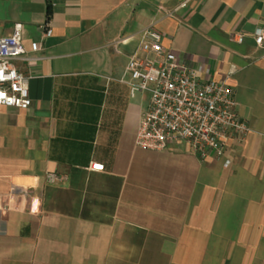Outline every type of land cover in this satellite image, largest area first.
<instances>
[{
	"label": "crops",
	"instance_id": "1",
	"mask_svg": "<svg viewBox=\"0 0 264 264\" xmlns=\"http://www.w3.org/2000/svg\"><path fill=\"white\" fill-rule=\"evenodd\" d=\"M52 1L48 19L46 0H0V37L23 24L32 99L0 107V174L68 175L41 215L0 212V264H264V0ZM148 28L181 63L230 77L246 141L205 157L136 145L149 95L121 78Z\"/></svg>",
	"mask_w": 264,
	"mask_h": 264
},
{
	"label": "built area",
	"instance_id": "2",
	"mask_svg": "<svg viewBox=\"0 0 264 264\" xmlns=\"http://www.w3.org/2000/svg\"><path fill=\"white\" fill-rule=\"evenodd\" d=\"M52 33L51 27L46 28V36ZM232 40L242 43L244 36L234 34ZM254 41L264 51V27L255 32ZM35 48L39 49L40 45L36 44ZM25 53L23 24L17 23L11 35L0 37V107L26 110L32 106L31 75L17 63ZM207 73L204 65L187 66L176 54L166 50L160 31L144 30L140 53L128 60L121 78L128 85L131 97L149 95V104L140 116L138 147L164 150L172 143L184 142L205 157L212 150L222 154L233 138L238 143L246 141L251 126L238 112L230 77L219 81L207 78ZM89 167L107 171V166L100 161ZM67 180V174L58 172L0 174V212L39 216L46 188Z\"/></svg>",
	"mask_w": 264,
	"mask_h": 264
},
{
	"label": "trees",
	"instance_id": "3",
	"mask_svg": "<svg viewBox=\"0 0 264 264\" xmlns=\"http://www.w3.org/2000/svg\"><path fill=\"white\" fill-rule=\"evenodd\" d=\"M46 13H47V17L48 19L51 18L52 14H53V7H54V4H53V1L52 0H46Z\"/></svg>",
	"mask_w": 264,
	"mask_h": 264
},
{
	"label": "snow or ice",
	"instance_id": "4",
	"mask_svg": "<svg viewBox=\"0 0 264 264\" xmlns=\"http://www.w3.org/2000/svg\"><path fill=\"white\" fill-rule=\"evenodd\" d=\"M97 167H99V165H97Z\"/></svg>",
	"mask_w": 264,
	"mask_h": 264
}]
</instances>
